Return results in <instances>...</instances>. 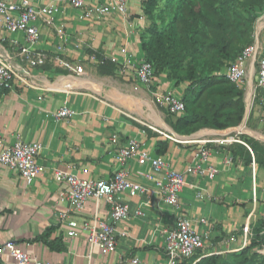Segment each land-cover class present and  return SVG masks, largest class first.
I'll list each match as a JSON object with an SVG mask.
<instances>
[{"label": "crops", "instance_id": "0c3cea01", "mask_svg": "<svg viewBox=\"0 0 264 264\" xmlns=\"http://www.w3.org/2000/svg\"><path fill=\"white\" fill-rule=\"evenodd\" d=\"M30 1L37 6H57L53 22L41 21L39 41L29 45L50 57L43 64L32 65L22 52L27 44L25 33L0 25V63H8L16 72L12 88L0 87V126L8 141L17 136L40 141L43 148L38 159L45 169L28 184L18 170L0 165V245L16 240L25 251L56 264H134L131 259L135 256L166 264L165 230L188 217L193 227L207 236L208 252L242 248L248 220L254 224L264 216V164L257 162L253 148L242 138L264 144V86L257 83L256 69L251 66L238 83L245 100L239 125L201 127L180 134L172 126L174 117L157 101L155 90L182 95L186 83L177 85L166 69L147 85L136 77L132 65L125 71L118 66L108 72L96 64L101 61L99 54L108 59L121 57L124 46L131 61L146 58L140 40L148 24L143 0H130L126 15L112 12L106 16L88 15L85 6L57 0ZM96 1L86 0L88 4ZM255 27L260 57L264 55V11ZM92 54L98 59H92ZM57 55L77 70L59 61ZM64 105L74 114L56 117L55 112ZM162 131L187 141L171 140ZM231 136L237 140H227ZM131 138L138 141V150L162 155L178 171L201 161L196 153L206 146L218 173L213 178L187 173L179 204L170 205L156 192L155 183L166 176L167 169L155 171L150 162L141 163L136 155L120 160V151ZM159 140H169L161 154L156 151ZM243 145L251 148L250 163L240 156L245 151ZM121 166L146 189L134 196L122 194L131 214L117 224L116 250L104 254L89 243L85 232L68 234L69 226L60 213L71 206L70 185L57 178V170L85 178H108ZM138 208L142 214L135 213ZM107 212L104 200L89 199L78 215L103 217ZM48 227H52L48 235L39 238ZM0 264L15 261L4 251Z\"/></svg>", "mask_w": 264, "mask_h": 264}, {"label": "built area", "instance_id": "2783aa9c", "mask_svg": "<svg viewBox=\"0 0 264 264\" xmlns=\"http://www.w3.org/2000/svg\"><path fill=\"white\" fill-rule=\"evenodd\" d=\"M71 3L76 7L86 8V14H102L109 15L110 13H118L126 15L129 12L130 0H98L95 3H87L86 0H57ZM57 6L49 3L44 6H37L30 0H0V25L10 31H23L25 33L26 45L22 47L24 57L32 65H39L46 62L50 57L45 51L32 50L29 45H34L40 38L41 21L52 23L54 13ZM259 46L255 40L246 45L239 55L230 61L226 75L234 82L240 83L247 76L250 67L257 71V83L264 86V55L258 57ZM120 56L113 55L111 60L118 64L119 68L126 70L132 65L135 69L136 77L143 83L151 85L156 78V70L153 63L149 60L141 59L131 61V54L127 47L120 48ZM92 59L97 60V54L91 55ZM106 57V56H105ZM63 64L77 70L71 64L65 62L60 56H56ZM122 58V60H120ZM14 68L6 62L0 63V87L12 88L15 78ZM157 101L170 112L181 114L185 110V101L182 95L173 91L155 90ZM74 114V110L68 105L62 106L55 116L69 117ZM155 128V127H153ZM163 135L175 141L181 140L174 133L162 131ZM114 136V140H116ZM227 140H237L235 137H227ZM43 148L40 141H26L20 136L14 140L8 141L0 126V165L9 167L10 169L18 170L24 177L26 183L30 184L34 179L43 173L45 167L39 161L38 155ZM139 143L135 138H131L127 146L120 151V160L124 161L128 157L138 156L141 163L150 162L155 171L167 169V174L164 178L156 180V192L170 205L179 204V195L186 183L187 173L201 174L213 178L218 173L216 165L209 161L210 150L206 146H202L197 156H200L201 161L196 160L195 163L189 164L184 171H178L169 166V163L162 155H151L146 150H138ZM250 148V147H249ZM251 149V148H250ZM207 165L204 166V163ZM150 177L151 175L148 174ZM57 178L66 180L69 185V201L70 208L62 211L60 216L63 221H66L69 229L68 234L73 236L78 233L85 232L90 244L100 248L104 254L111 253L117 247V224L130 216V204L122 199L123 193H128L131 196L144 191L145 186L131 178L129 170L125 166L116 169L112 176L108 178H85L77 176L65 170H57ZM89 199L104 200L108 205V212L103 217H80ZM136 214H142V210L138 208ZM250 221L246 224V236L244 245L252 235L250 229ZM126 234V231H122ZM166 244L165 254L167 263L176 264L181 262L197 251L202 250L205 254L220 253L221 251H207L209 246L207 236L197 231L192 221L188 217H182L178 220L174 227L165 230ZM8 252L14 259L15 264H56L50 261L43 260L38 256L25 251L21 244L16 240H8L0 245V253ZM134 264H156L142 260L135 256L131 259ZM60 264H70L60 263Z\"/></svg>", "mask_w": 264, "mask_h": 264}, {"label": "trees", "instance_id": "16d2710c", "mask_svg": "<svg viewBox=\"0 0 264 264\" xmlns=\"http://www.w3.org/2000/svg\"><path fill=\"white\" fill-rule=\"evenodd\" d=\"M148 24L140 33L146 59L156 74L168 69L177 85L186 83L185 110L170 112L172 126L180 134L201 127L224 129L239 125L245 114L244 90L223 71L244 47L255 40V25L264 11V0H143ZM264 164V144L242 137ZM169 140H159L164 153ZM240 156L252 161L243 145ZM48 227L39 238L48 235ZM252 235L242 248L227 253L197 251L176 264H264V216L250 224ZM62 247V246H61Z\"/></svg>", "mask_w": 264, "mask_h": 264}, {"label": "rangeland", "instance_id": "374dc122", "mask_svg": "<svg viewBox=\"0 0 264 264\" xmlns=\"http://www.w3.org/2000/svg\"><path fill=\"white\" fill-rule=\"evenodd\" d=\"M146 19H147V18H146ZM147 21H149V20L147 19ZM99 57H100V60H101V61H100V62H99V60L96 61V62H97L96 64H97L100 68H103L104 70H106V71H108V72L113 71L114 69L117 70L118 65H117L114 61H112L111 59H108L107 57H105V56H103V55H100V54H99ZM165 111H166L167 115L170 116V114L168 113V110L165 109ZM259 251L264 252V247L260 248Z\"/></svg>", "mask_w": 264, "mask_h": 264}, {"label": "bare ground", "instance_id": "6f19581e", "mask_svg": "<svg viewBox=\"0 0 264 264\" xmlns=\"http://www.w3.org/2000/svg\"><path fill=\"white\" fill-rule=\"evenodd\" d=\"M253 73V72H252ZM252 83V82H251ZM253 88V87H252ZM180 139V138H179Z\"/></svg>", "mask_w": 264, "mask_h": 264}]
</instances>
